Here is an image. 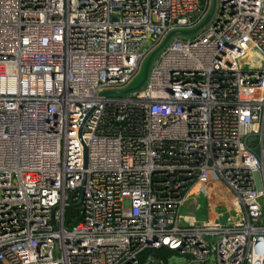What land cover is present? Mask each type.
Returning <instances> with one entry per match:
<instances>
[{"label":"built area","instance_id":"built-area-1","mask_svg":"<svg viewBox=\"0 0 264 264\" xmlns=\"http://www.w3.org/2000/svg\"><path fill=\"white\" fill-rule=\"evenodd\" d=\"M0 264H264V0H0Z\"/></svg>","mask_w":264,"mask_h":264},{"label":"rangeland","instance_id":"rangeland-1","mask_svg":"<svg viewBox=\"0 0 264 264\" xmlns=\"http://www.w3.org/2000/svg\"><path fill=\"white\" fill-rule=\"evenodd\" d=\"M146 61L147 59L143 61L136 76L128 85L127 90L136 89L141 85L140 83L143 82L145 75L151 65L150 61L147 65V68L145 69ZM193 199H195L196 203L198 204L197 210H193V204H191ZM193 199L190 198L185 202V204L180 210V214L191 215L196 220V222L209 220L214 218L216 214L225 213L223 202L221 199L218 198L214 190H211V194L206 200L202 195H198ZM216 201H218L219 205H216Z\"/></svg>","mask_w":264,"mask_h":264},{"label":"water","instance_id":"water-1","mask_svg":"<svg viewBox=\"0 0 264 264\" xmlns=\"http://www.w3.org/2000/svg\"><path fill=\"white\" fill-rule=\"evenodd\" d=\"M211 10H212V7H211V9H210V11H209V14L207 15V17L205 18V20L196 28V29H194L193 31H191V32H189V34H194V33H196V32H198L204 25H205V23L207 22V20H208V18H209V16H210V13H211ZM247 61H249V62H251V63H253V64H256V60L255 59H250V60H248V59H242L241 60V63H244V62H247ZM142 83V82H141ZM140 83V84H141Z\"/></svg>","mask_w":264,"mask_h":264},{"label":"trees","instance_id":"trees-1","mask_svg":"<svg viewBox=\"0 0 264 264\" xmlns=\"http://www.w3.org/2000/svg\"><path fill=\"white\" fill-rule=\"evenodd\" d=\"M68 212L70 213L71 211H68ZM156 255H157L158 257H160V258H165V257L168 256V254L165 253V251L158 252Z\"/></svg>","mask_w":264,"mask_h":264}]
</instances>
